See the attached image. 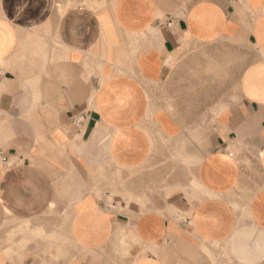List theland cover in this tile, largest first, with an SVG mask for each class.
<instances>
[{
    "label": "crops",
    "instance_id": "0c3cea01",
    "mask_svg": "<svg viewBox=\"0 0 264 264\" xmlns=\"http://www.w3.org/2000/svg\"><path fill=\"white\" fill-rule=\"evenodd\" d=\"M82 1L0 0V264H264V0Z\"/></svg>",
    "mask_w": 264,
    "mask_h": 264
},
{
    "label": "rangeland",
    "instance_id": "374dc122",
    "mask_svg": "<svg viewBox=\"0 0 264 264\" xmlns=\"http://www.w3.org/2000/svg\"><path fill=\"white\" fill-rule=\"evenodd\" d=\"M108 1H111V0H100V1H97V0H84L82 2H76L75 4L76 5H82V4H85V5H88L92 8H96V7H99L103 4H106L108 3Z\"/></svg>",
    "mask_w": 264,
    "mask_h": 264
},
{
    "label": "built area",
    "instance_id": "2783aa9c",
    "mask_svg": "<svg viewBox=\"0 0 264 264\" xmlns=\"http://www.w3.org/2000/svg\"><path fill=\"white\" fill-rule=\"evenodd\" d=\"M2 159L4 160L5 158L3 157Z\"/></svg>",
    "mask_w": 264,
    "mask_h": 264
}]
</instances>
